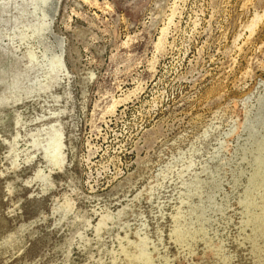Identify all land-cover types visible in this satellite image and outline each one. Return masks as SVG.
Returning a JSON list of instances; mask_svg holds the SVG:
<instances>
[{
    "label": "rangeland",
    "instance_id": "1",
    "mask_svg": "<svg viewBox=\"0 0 264 264\" xmlns=\"http://www.w3.org/2000/svg\"><path fill=\"white\" fill-rule=\"evenodd\" d=\"M41 1L0 0V264H264V0Z\"/></svg>",
    "mask_w": 264,
    "mask_h": 264
},
{
    "label": "bare ground",
    "instance_id": "2",
    "mask_svg": "<svg viewBox=\"0 0 264 264\" xmlns=\"http://www.w3.org/2000/svg\"><path fill=\"white\" fill-rule=\"evenodd\" d=\"M37 1V0H36ZM39 1V0H38ZM56 0H44V1H41V6H42V13H48L47 11H48V9H47V6L49 5H51L52 3H54ZM35 2V1H34ZM48 6V7H49ZM34 9V8H33ZM38 10V9H37ZM34 13H36V12H34ZM37 14V13H36ZM52 21V20H51ZM252 25V24H251ZM249 27V26H248Z\"/></svg>",
    "mask_w": 264,
    "mask_h": 264
}]
</instances>
